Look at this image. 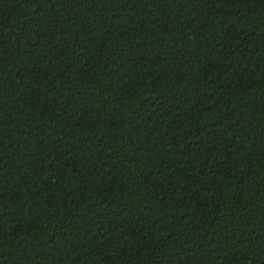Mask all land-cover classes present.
I'll return each mask as SVG.
<instances>
[{
	"label": "trees",
	"instance_id": "obj_1",
	"mask_svg": "<svg viewBox=\"0 0 264 264\" xmlns=\"http://www.w3.org/2000/svg\"><path fill=\"white\" fill-rule=\"evenodd\" d=\"M0 264H264V0H0Z\"/></svg>",
	"mask_w": 264,
	"mask_h": 264
}]
</instances>
